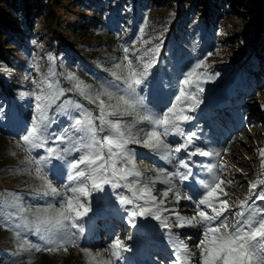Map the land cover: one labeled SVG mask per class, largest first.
Instances as JSON below:
<instances>
[{"label": "trees", "instance_id": "1", "mask_svg": "<svg viewBox=\"0 0 264 264\" xmlns=\"http://www.w3.org/2000/svg\"><path fill=\"white\" fill-rule=\"evenodd\" d=\"M202 2L207 5V14L201 9ZM239 2L241 10L233 7L229 0H0V131L16 136L17 131L13 126L17 125L20 132L26 127L24 133L27 134L31 128L30 121L35 117V95H38L35 87L39 83L53 93L63 90V95L48 110V115L54 120L55 133L68 129L69 135L78 138L81 134L75 133L69 126L74 119L82 118L80 113L86 111H91L94 124L99 126L100 121L95 117L100 114L102 101L106 113H112L107 118L130 125L125 130L126 134L141 141L128 145L135 154L133 164L144 158V177L152 187L153 180L163 183L167 197L178 205L183 198L180 194V199L176 198L177 174L168 175L167 169L161 170L163 163L160 155L143 144L146 133L154 126L147 120L126 114L125 106L116 99L119 95H127L126 85L122 80H116L113 73L126 77L129 59L135 67L154 57L157 62L150 69L148 87L137 89L143 105L141 114L157 116L174 108L177 114L191 117L188 121H178L181 130L186 129L189 134L202 130L214 148L221 149L248 122L243 100L246 94L254 92L255 71L259 68L257 62L260 59L254 52L264 50V0ZM75 9L78 11L75 12ZM66 10L76 16L74 20H65L63 13ZM239 18L245 27L230 26L232 20ZM226 30H232L233 36L226 35ZM235 39L245 49L226 55L225 51L234 46ZM121 45L128 48L127 53ZM156 47H159V52L153 54L151 50ZM145 51L148 55L144 54ZM49 57H52L51 61ZM261 65L264 71V62ZM138 70H142V67ZM189 73H192L191 77ZM185 80L190 82L184 84ZM76 82L90 86L88 91L95 93H101L103 87L107 86L114 96L109 99L100 95L99 99L90 101L80 95L75 87ZM181 89L186 95L177 101L175 97ZM218 91L228 98L227 109L209 108L207 112L214 115V119H211L198 107ZM230 93L231 98L228 97ZM44 94L47 98V92ZM188 96L199 100V105L196 106ZM65 101L72 104L66 105V110H60L59 105ZM18 102L22 103L28 114H19V108L15 107ZM8 103L9 107L6 106ZM75 104L81 106L79 110L74 107ZM204 123L207 124L206 128L203 127ZM161 139L173 149L171 155L163 159L166 162L172 158L182 160L192 170L191 162L174 151L179 144L174 142L178 134ZM48 145L63 147H58V140H50ZM204 148L209 151L207 146ZM211 159L214 163L217 157ZM205 163L206 166L211 164ZM31 170L30 162L14 161L9 149L0 152V177L5 184L9 182L5 186L0 215L13 202L14 196L21 195L23 204L29 206L31 216L37 220V209L44 215V209L59 210L62 203H66L65 185L71 183L77 186V182L68 180V174L60 173L55 181L63 186L58 191L62 195H53L50 190L45 195ZM165 179L169 183L166 184ZM133 182L140 183L142 180L135 178ZM2 191L3 187L0 186V198ZM67 193L73 196L70 191ZM26 240L12 219L0 225V264L33 261L28 248L23 245ZM78 240L81 242L82 236ZM40 245L34 243L33 247ZM40 248L44 249L40 252L46 262L70 264L63 260L69 255L64 251L59 252L64 247L56 251Z\"/></svg>", "mask_w": 264, "mask_h": 264}, {"label": "rangeland", "instance_id": "2", "mask_svg": "<svg viewBox=\"0 0 264 264\" xmlns=\"http://www.w3.org/2000/svg\"><path fill=\"white\" fill-rule=\"evenodd\" d=\"M239 1L241 0H229L233 7L237 10H241L242 5ZM201 9H204L203 12L207 14L208 10L205 2L201 3ZM77 11L78 10L75 9V12ZM63 14L65 20H74L76 17L68 12V10ZM231 23L233 24H230V26L245 27L240 18L238 20H232ZM225 34L233 36L232 30H226ZM235 41L237 40H233L234 46L228 51H225L226 55H231L234 51L240 53L245 49L243 47L241 48V45ZM237 47L241 49L235 50ZM254 53H256L261 60L259 59V62H257L259 68L255 71L256 79L253 84L254 92L246 94L243 100V106L246 110L245 115L248 118L247 124L237 130V134L234 135L229 144L222 145L221 149L218 150L210 143L207 135L203 136L200 134L202 130L198 132L200 135L197 136L198 138H196L198 134H191L193 136V141L190 146L187 149L182 148L181 150V154L192 163L190 178L187 180L181 179L180 173L187 170L181 167V164H184V162H181L182 160L172 158L167 162L164 161L163 167L160 168L161 170L167 169L168 175L174 176L177 174L178 194L181 195L183 201L176 205L168 198L169 196L166 197L163 194V192H167L165 190V185L160 181L153 180L154 186H151V182L148 181L147 177H144L145 166L142 164L144 158L138 159L136 164H133L132 161L130 163L118 161V169L125 168L127 171H139L141 176L136 177L132 175L129 176L127 180H120L117 178L116 182L118 187L113 188L111 183V172L109 171L108 179L110 182L108 184L101 183L103 191L94 189L90 180L87 182L89 195L86 197L78 195L76 197L80 203L85 204L90 209L87 217L76 221L77 223L83 224L85 233L82 235L81 242L78 240L75 246L68 245L66 249L63 248V250L59 251L60 253L64 251L69 255L63 258V260L66 259L70 264H84V262L87 264H138L136 259L140 258L143 262L146 261L152 264H174L175 251L181 244L192 254L194 260H198L200 244L203 241L202 227L199 225L191 226L186 224L183 228H165L162 226L163 223H161V221L174 224V215L177 213L182 215L185 220H190L199 210H206L207 214L214 215L212 209L204 205H198V201L207 195L208 189H205L203 185L205 183H211L213 180V175L208 173L207 164L205 162H211V164L217 165L214 172L219 179L233 181L231 184L225 183L221 185L223 192L218 190L217 193L219 197H221L220 200L228 202V208L223 211L222 218L228 217L229 225L237 219L234 215L235 212L244 211V208L240 206L241 201L246 202L245 207L255 205L260 209H264V199L258 200L256 196V193L264 191V157L260 155L261 150H264V71L261 65V63L264 62V50L261 51L258 49ZM38 85H40V83ZM38 85L35 87V93L40 95L42 93L40 89H38ZM41 86L44 89L43 85ZM230 95L232 97V94ZM227 99L228 98L225 97L222 91H218L210 100H203L198 110H204L207 116L209 115L211 119H214V115L207 112L208 109L213 107H222L224 110L227 109ZM8 105L9 103L6 106L9 107ZM15 107L19 108V114H28L25 113L26 108L22 106L21 102L16 103ZM34 115H37L36 107L34 109ZM51 120L54 121L53 119ZM203 127L206 128L207 124L204 123ZM53 128L54 126L51 124L49 130L54 134ZM13 129L17 131L15 132L16 136L4 134L0 131V152L9 149L14 157V161L24 160L30 162L32 173L36 175L39 183L43 187L41 192L49 191L45 181L41 178L43 176H47L52 186L55 187L57 191H60L63 186L56 183L55 177L60 173L69 174L72 171L70 167H67V161L53 160V163H42L43 165H40L43 170L41 173L44 174L37 176V165L34 161L37 159L43 161L52 158L49 157L45 149L27 150V146H25L22 141V137L26 135L24 133L27 129L26 127H24L22 132H20L21 130L17 125H14ZM183 132L185 135L183 137L178 135V139L174 141L179 143V145L186 140L187 134H189L186 130H183ZM174 142L172 144H174ZM206 145L209 151L205 150L204 147ZM48 146L47 144L46 147ZM61 146L64 145L60 144L58 147ZM197 147L203 151L212 153V155L209 157H203L199 154L192 156L190 153L195 151ZM87 151L88 150L85 148V150L74 153L73 156L68 159L78 160L79 157ZM215 153H219L220 155L217 156ZM102 154L107 157L108 153L106 147L102 150ZM211 157H217V160L213 163ZM53 164H55V166H53ZM81 167L83 168L84 166L82 165ZM135 178L136 180H142V182H133ZM257 181L261 182L257 184L256 189H251V184ZM8 183L9 182L5 184L0 177V186L5 188ZM78 183L79 182H77V184ZM130 186H134L133 191L129 190ZM144 189L147 191L141 197V190ZM148 193H150V196ZM224 193H227V195H224ZM65 196L72 198L67 191L65 192ZM121 197L132 200V203L121 205L119 203ZM152 198L155 199L156 203L149 206L154 212H156V209H160L156 214L161 217V221H157L151 215L147 214L143 217L137 216L134 220L135 223H137L138 218L141 217L145 220L147 225L146 227H139L137 223L138 227L133 228L131 226L133 218L128 213L137 210V205H142L145 200ZM216 207L219 209V204H217ZM30 211L31 209L29 206L27 207L23 204V197L21 195L14 196L13 202L7 205L3 214L0 215V225L2 226L8 223L10 219H12L15 221L16 225H19L18 228L25 235L27 240L23 242V245L28 248V253L34 260L31 262H24L23 264H50L51 262H46V260H44V256L41 252L35 251L33 245L34 243H40V246L47 250L48 246L40 237H47L54 233L56 227L54 224L55 222L50 224L41 223L33 219ZM25 221L28 222L27 226H25ZM37 224H39L41 229L39 234L35 231ZM138 228L141 230H138ZM45 229L50 231H45ZM229 230H231L230 227ZM52 238L55 239V235H53ZM117 238L121 239L128 250L132 251V253L129 254L128 251L123 252L121 250L122 256L124 257L122 260H116L111 255V244ZM253 243L264 244V239L257 237V240ZM85 249L90 255L85 253ZM191 264H194V262H191Z\"/></svg>", "mask_w": 264, "mask_h": 264}, {"label": "snow or ice", "instance_id": "3", "mask_svg": "<svg viewBox=\"0 0 264 264\" xmlns=\"http://www.w3.org/2000/svg\"><path fill=\"white\" fill-rule=\"evenodd\" d=\"M123 47L125 53L128 52V48ZM152 53H158L159 47L153 48ZM145 55L148 52L145 51ZM127 59V56L125 57ZM52 60V57H49ZM154 57H150L148 62L137 64L135 67L132 60L127 62V76L123 77L113 73L116 80H122L126 85L125 91L127 95H119L116 97L119 103L125 106L126 114H133L136 117L149 121L154 127L152 130L146 133V138L143 139L145 147L152 149L156 154L160 155L163 159L168 155H171L173 149L170 148L169 143H166L161 137H168L169 135L178 134L183 137L185 134L181 130L178 121H188L191 119L190 116L177 114L174 108H169L167 112L161 115L151 116L149 114H141L140 108L143 107L138 88L148 87V77L150 75V69L156 63ZM142 67V70H138ZM192 73H189L191 77ZM70 80L75 81V77H69ZM190 81L185 80L183 83L188 84ZM40 89V95H35L36 100V112L37 115L30 121L31 128L27 131V134L22 137L23 144L27 146V150L32 149H45L52 159L41 160L37 159L34 163L37 165L36 174L40 176L42 163L48 164L53 163V160L67 161V167L71 168V172L68 174V180L70 182H79L77 186H72L71 183L65 185L67 191H70L73 196L72 198L65 197L66 203H62L59 210L49 208L44 209V215H41V210L37 209L35 215L37 220L41 223H53L55 222V232L49 236H41L40 238L45 241L48 246V251H56L58 248H67L68 245L75 246L78 243L79 237L85 233L83 224L77 223L76 221L81 220L88 216L90 211L89 207L85 204L80 203L76 197L88 196V185L87 182L90 180L92 187L96 190L103 191L101 183L108 184V172H111V183L112 187H118L116 182L117 178L120 180H127L129 176L140 177L139 171H127L125 168H117V162L122 161L124 163H130L134 158V153L128 148L130 143H140L141 141L135 139L131 135L126 134V129L131 126L128 124H122L121 122L113 121L108 119L107 116L112 113H106L105 105L101 101L100 114L95 117L100 121L99 126L94 124V118L91 111L81 112L82 118L74 119V123L69 126L70 129H74L75 133L81 134L78 138H73L69 135L68 129H62L59 133L53 134L49 129L50 125L54 123L48 115L49 108L52 104L63 95V90L56 91L55 93L47 91L42 88L41 85L37 86ZM51 89V85L48 86ZM75 87L79 90L80 95L85 99L94 102V99H99L100 95H105L109 99H112L114 93L109 90V87H103L101 93H95L88 91L90 86L83 85L82 82H76ZM203 91V89H200ZM47 92V98L45 96ZM32 95V94H29ZM185 92L181 89L180 94L175 97L177 101H180L185 97ZM188 99L194 101L196 106L199 105L200 101L194 96H188ZM72 104L71 101H65L59 105L60 110H66V105ZM2 107V106H0ZM76 109H80L79 104H75ZM103 133L104 135H100ZM79 140V143L77 142ZM50 140H58L61 148L46 147ZM193 136L188 135L186 140L179 145L174 147L175 153H180L182 148L187 149ZM107 148V157L102 154V150ZM86 148L88 151L81 155L78 160H69L74 153L82 151ZM192 156L199 154L203 157H209L212 153L203 151L200 148H196L195 151L190 153ZM219 156V153H215ZM260 155L264 157V150H261ZM99 161V163H98ZM84 166L83 168L81 166ZM55 166V164H53ZM181 167L187 169L186 173L181 174L182 180H187L191 174V169L187 163L181 164ZM217 168L216 164L207 166L208 173L213 175L211 183H205L203 187L208 189L207 195L203 199L198 201V205H204L207 208L212 209L214 215L207 214L206 210H199L196 215H193L192 219L184 220L177 214L175 216V223L169 224L166 221H161V217L156 214L160 209H156V212L152 211L149 205L156 203L155 199H148L144 201V204L137 205V210H133L128 214L133 218L131 226L137 228V223L134 222L137 216L151 215L157 221H161L165 228L180 227L183 228L186 224L191 226H201L203 229V241L200 244L199 259L194 260L192 254L181 244L175 251L174 264H264V244L253 243L257 240V237L264 239V209L258 208L255 205H249L245 207L246 202L241 201L240 206L244 208V211L235 212L234 215L237 219L229 225L228 217L222 218V213L228 208V202L220 200L218 190L223 192L221 185L228 183L231 184L233 181H225L219 179L214 172ZM223 170V169H222ZM46 184L47 189L53 195H62L57 192V189L52 186L51 181L47 176L41 177ZM218 181V182H217ZM166 184L169 183L167 179L164 181ZM261 181H257L251 184V189H256L257 184ZM134 186H130L129 190L133 191ZM147 190H141V197ZM45 195L48 194L46 191ZM150 196V193H148ZM164 195L167 197L168 192ZM227 195V193H224ZM257 199H264V191L256 193ZM177 200L180 199L179 194L176 196ZM188 198V197H185ZM121 205L131 204L132 200L121 197L119 199ZM219 204V209L216 205ZM218 222V223H216ZM28 222L25 221V226ZM19 227V225H17ZM229 227L231 230H229ZM247 229V230H246ZM35 231L37 234L40 233L41 229L37 224ZM45 231H50L45 229ZM55 235V239L52 236ZM36 252H40L39 246H34ZM111 255L116 260H122V252H127L128 248L122 243L121 239L117 238L111 244ZM85 253L90 255L85 249Z\"/></svg>", "mask_w": 264, "mask_h": 264}]
</instances>
